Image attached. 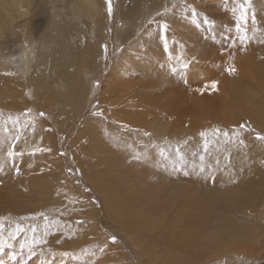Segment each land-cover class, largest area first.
Instances as JSON below:
<instances>
[{"label": "bare ground", "instance_id": "6f19581e", "mask_svg": "<svg viewBox=\"0 0 264 264\" xmlns=\"http://www.w3.org/2000/svg\"><path fill=\"white\" fill-rule=\"evenodd\" d=\"M151 1L152 5L156 6L152 9L149 8L147 12L152 13V15L159 10L166 12L165 10L175 2L174 0ZM125 2L126 0H121L124 8L120 9V14H123L127 8ZM232 2L234 3L231 6ZM25 3L27 6L19 7L16 10V14L9 17L7 24L0 27V37L8 33H20L17 24H20L26 17H29V12L33 6L27 0H25ZM231 3L228 2L227 4H230V8L233 10H238L240 14L242 8L246 10L245 19L241 20L238 17L237 25L231 26L226 21H223L222 18L220 21L217 20L213 16L215 15L213 14V10L214 12L216 11L213 8L214 5L207 4L200 7L197 5L200 8V12L207 16L208 22L206 24L210 25L207 28L203 27L201 33H190L191 36L176 35L174 28H172L173 33L168 31L166 33L171 35L170 38L163 31L158 33L160 37L158 39L151 36V45L153 46V50H156H152L151 52L157 55V58L164 59L165 57L163 45L159 42L161 37L165 41L164 44L168 45L170 52V71L169 73L162 72L163 74H158L159 76L153 75L152 79L153 81H157L158 85L151 92H153V95H156L159 93L157 87H161V91L168 94L169 97L164 100L158 99L155 96V99L147 97L142 101L144 97L142 96V98L137 100V104L141 110L159 111L154 113L163 114L160 116V119L156 118L153 122L149 119L150 116L142 117V112L140 110L135 111V108L132 110L127 107L124 108V111L113 107L107 108L106 113L109 117L113 118L112 122L105 124L101 121H96V119L90 122L86 121L84 127L78 132L76 142H74L72 147L73 154L82 165V173L98 194L101 192L120 194L118 191L119 186L126 174L134 170L145 172L151 170L161 178H169L173 181L183 180L187 183H199L209 190L217 192L223 202L231 206L233 211L241 213L249 219L251 232L243 239L246 244L244 245L239 242L235 246L224 248L215 254L206 253L196 246L200 230L208 222L205 216H180L173 223L170 222L168 214H163L157 217H149L148 222L143 226L139 224L120 226L124 237L133 245H136L138 249L140 248L142 253L149 255V257L154 253H158L157 246L163 249L165 247L167 251L172 253L169 259L170 263L173 253H175L179 259V264H199L207 260L209 262L212 261L210 264H264V146L248 134L231 133L227 137L223 135L212 137L214 131L212 127L215 122L221 121L226 125L232 126L237 122L236 114H240L243 111L238 106V101L222 97L221 80L243 76L246 80H251L255 83L257 82L256 71L250 68V70L243 69L242 67L239 68L240 61L251 57L250 59H254V61L264 63V8L258 7V4L264 5V0H251L250 4L248 0H234ZM240 6H242L241 9H239ZM101 7L102 14L90 23H86L88 29L91 28V38L94 39V43L87 44L84 49L82 47L79 49L76 46L77 56L82 59V61L78 62L80 66H75L74 63H72V69L68 68L67 64L60 66L61 71L65 68L64 75L66 77L61 79L75 81L78 78L77 83L79 84L81 81L82 84L77 85L75 88V84L67 88L68 96L70 98L79 96L80 101H85L86 93L88 95L91 94L93 86L92 82V84L87 82L89 81V77L83 75L82 67L84 66V61L88 59L95 60L94 64H97V66L92 73L97 74L102 71L101 66L96 61V55L94 56L92 51V46H94L96 53L101 55L102 47L100 46L101 43L97 33H101L102 29L108 24L107 20L109 17L105 12L103 0H101ZM133 9L135 8L133 7ZM225 9H227L226 5ZM145 12L143 10L141 15L138 14L137 16H135L134 12L130 16L135 17V39L140 35L139 27L142 25L141 22L144 20L142 14ZM129 21L127 20L124 24L125 30L123 29L121 34L126 33L127 36L131 35V29H128ZM59 24L54 23L52 17L49 19L51 33L56 32L55 29ZM171 25L169 24V26ZM28 26L31 33V22L28 23ZM76 27L77 25L73 26L74 31L77 30ZM38 30L39 27L36 26V31ZM89 36L90 33L85 31L80 37L86 39L88 42ZM146 36L139 41L145 43ZM173 37L181 44L183 59L180 56L179 47L175 46L171 40ZM187 37L190 38L187 39ZM242 37L245 38L243 41ZM146 44L148 45L147 42ZM72 51H75V48ZM215 51L219 53L224 51L227 59L222 57H215L213 59L212 55ZM151 52L149 51L150 55ZM49 56H52V53H49ZM124 56L129 57L125 54ZM148 56L149 54L145 55L144 60ZM103 58L101 55L98 62L105 66L106 61ZM73 59L74 56H72L71 52L66 58L61 59V63L69 62ZM36 61V53L31 50L21 49V43L15 39H13V43L9 41L5 49L0 47V79L5 78L9 81L7 85H0V91L3 95L0 96V101L14 99L15 96H25L30 100L33 99L34 105L37 106L33 107L34 111L46 113L38 107L37 102L42 101L45 107L44 93H51L53 95L56 92L51 83L57 84L59 82L57 81L59 77L56 78L58 71L53 72L51 75L56 80L45 82L42 85L40 75L33 76L32 74V67ZM223 62L226 65L220 66ZM162 64L168 69L167 62H162ZM192 65L194 67L193 70L190 68L189 78H184L182 76L184 69L192 67ZM230 65L235 66L237 69L235 75L228 74L227 68ZM204 67L208 69V78L212 83L217 82V87H219L217 93H212L213 89L210 86L212 83L205 85V81L201 79L202 75H197ZM118 68H123L122 62L114 66V69ZM132 70L134 73L143 74V69L140 66L134 65ZM137 73L135 76L133 75L134 77L127 76V83L129 85L136 84L135 78L140 80ZM82 76L84 83L80 79ZM111 79L112 76L109 74L108 84L104 87V92L113 91L114 93V84L111 85V82H109ZM180 79L185 80V82L182 84ZM147 88L145 86L140 91H143L146 95L145 91H147ZM198 89H203V92L198 91ZM125 94L127 93L125 92ZM89 97L91 96L89 95ZM109 98L114 99L111 95H109ZM60 102L57 104L56 112H63L59 113L61 117L66 115L62 125L68 128L71 124L77 123L75 117L73 119L69 117L76 110L70 106V109L68 106L63 107ZM131 106L133 107V104ZM101 107L103 110L99 112L103 115V111L107 107L106 98L104 100L102 98ZM223 110H226L227 114ZM245 116L249 117L244 112L243 117ZM251 119L255 122V125L264 131V119ZM161 121L168 122L169 126L164 128L163 135L167 134L166 136L169 139L171 137V139L178 140L179 144L189 142L184 136H189L193 139L192 142L188 143L187 147L181 150V155H183L185 160V167L178 169L176 172L172 171L159 153L163 151L171 159H175L176 149L179 148V145L173 149V146L167 140H161L160 134L151 133L152 129L150 127ZM144 122H148L149 125L143 124ZM95 123L99 127H96ZM121 123L130 127V132H121L119 129H116L120 127ZM2 126L0 123V128L4 129V126ZM12 128L17 132L18 129H23L18 132L20 139L17 144L18 153L20 151L23 158L20 159L19 156H15L14 159H10L7 157V152L11 149V143L9 144L11 141L9 137H6L5 134L3 135V132L2 134L0 133V145L2 143L0 146V165H3V171H0V222L4 225L3 233L0 234V240L5 243L4 252L0 253V259L4 261V264H41L45 258L46 264H93L94 261L91 259L94 254L102 255L104 260L106 259L113 264H125V262L114 263L116 262L117 255L111 250L107 253L99 252V249H111V246L107 243L101 246L99 242L98 209L94 206V203L92 205L91 201H86L83 195L75 194L65 177L60 174L62 172V159L58 160L55 156L56 144L53 142V137L45 130V127L41 125L39 129L37 128L42 133L37 137V146L31 150L34 158L27 151L31 130H26L24 125L18 124H14ZM143 129L150 136L151 142H142L144 138L141 136ZM201 132L207 133L210 137V150L207 153L203 151L204 140L200 136ZM16 135L14 134L13 138ZM10 137L12 136L10 135ZM199 139L201 140L199 141ZM155 140H157L156 144H154ZM78 143H81V148H77ZM35 148L44 149V151L33 152ZM136 156H139L140 159H135ZM201 156L206 157L203 162L206 171L203 174L199 172V167L202 163L200 160ZM193 165H195V170ZM16 167L20 169L19 174L15 171ZM53 169L58 171L52 173ZM42 170L48 173V176L52 178L56 186H58V183L63 188V191L68 190L71 192L70 205L68 203L62 204L61 200L60 205L56 206L55 203H57L59 195L55 198H44L48 193L56 194L58 190L45 184V180H43L45 175L41 172ZM185 171L188 172V175H184ZM39 172L41 176L37 175ZM29 175H34L35 179L29 181ZM125 191H127L129 196L141 194L142 199L137 204L148 205L149 187L132 185ZM60 198L62 197L60 196ZM101 204L104 210L103 201ZM45 205H53L57 208L56 213L59 216L51 219V222L45 221V217L42 216L41 209ZM69 210L74 212L77 217L75 223L71 220ZM104 212L106 213L105 210ZM133 212L138 217H145L147 215L144 207L137 206L133 209ZM10 215L12 218H10ZM78 221L79 224H77ZM46 223L48 224L47 235L44 234ZM17 225H20L25 231L21 232L14 239L9 240ZM32 228L36 229L35 234L31 231ZM33 235L37 239L42 238L44 241L35 247L34 254L29 257L27 249H25L23 258L18 255L16 262L10 260L9 257L13 253L20 252V245L25 243L26 240H30ZM105 240L107 239L105 238ZM141 242L143 246L140 245ZM9 243L12 247L7 246ZM65 253L67 255H64ZM193 256L202 258L199 260V263H194L191 260ZM23 261L25 262L23 263Z\"/></svg>", "mask_w": 264, "mask_h": 264}, {"label": "rangeland", "instance_id": "374dc122", "mask_svg": "<svg viewBox=\"0 0 264 264\" xmlns=\"http://www.w3.org/2000/svg\"><path fill=\"white\" fill-rule=\"evenodd\" d=\"M27 1H29V3L31 2L33 6H32V10L29 12V17H26L20 24H17L20 33H8L4 36H1L0 47L5 49L9 41L13 43V39L19 41L21 43V49L31 50L37 55V61L35 65L32 67L33 76H37L39 74L42 80V85L45 82H53L58 77L59 78L57 81L59 82L57 84L51 83L52 86L56 89V92L53 95L51 93H46V92L44 93L43 96L46 103L45 107L43 106L42 101L37 102L38 107L46 112L44 113V116L40 115V113L43 112L34 111L33 107L35 105L33 99L30 100L25 96L23 97L15 96L14 99L0 101V123L4 126V127L2 126L4 129L5 128L7 129V131H5L4 129L0 128V131L2 130L0 133L2 134L3 132V135L5 134L6 137L10 138L11 142H9V144L11 143V146L15 142L16 144L15 151L17 153L16 156H19L20 159H22L23 158L21 156L22 153L20 151L18 153V148H17V144L19 140L14 141V139H12L14 134L15 135L19 134L17 131H15L12 128L16 118H19L20 123L18 125H24L26 130L27 129L31 130L30 132L31 136L29 138L30 139L29 144L27 145V149H28L27 151L30 152L34 158V155L31 152V150L33 147L37 146L38 144L37 137L42 133V131L37 130V128L39 129L41 125L45 127V130L49 135L53 137V142L56 144V149L54 151L55 156L57 157L58 160L62 159V163H61L62 172L60 174L65 177L69 186L71 187V189L75 194L77 193L79 195H83L86 201H91L92 203L91 202L90 203L92 205L94 203V206H96L98 209L97 224L100 229V233L98 236L99 242L101 246H104L105 243L111 246V249L104 248L103 252H101L99 249V252L107 253L111 250L113 253L117 255L116 262L114 263L125 262V264H153V258L159 254L166 255L170 259L172 253H170V251H167L165 247L163 249L157 246L158 253H154L149 257V255L142 253L140 248L138 249L136 245H133L127 238L124 237L120 227H117L113 223L112 219L107 214V212L106 213L104 212L101 204L102 200L99 198V194L93 188L92 184L82 173V168H81L82 165L79 163L78 159H76L75 155L73 154L72 147L74 145V142H76L78 132L80 131V129L84 127L86 121L90 122L96 119V121H101L105 124H110L112 122L113 118L109 117V115L106 113L107 108L110 109L111 107H113L120 111H124V108L127 107L132 110H134L135 108V111L140 110L142 112L143 114L142 117L150 116L149 119L153 122L155 121L154 119L156 118L160 119V116H162L163 114L154 113L159 111L149 110V109L141 110L137 104V100H139V98H142V96H144L142 101H144V99L147 97L149 99H155L156 97L162 100L169 97L168 94L163 93L161 91V87H157L159 93H157L156 95H153V92H151L154 89V87L158 85L157 81H153L152 79L153 75L159 76L158 74L162 75L163 73H169L170 71V63H169L170 52L168 45L166 46L164 44L165 41L164 39H162L163 37L159 39V42H161L163 45V53L165 57L164 59L157 58V55L151 52L153 50V46L151 45V36L154 37L155 39H158L160 38L158 33H161L163 31V33H165V35L170 38L171 35L166 33L167 31L173 33V31L171 30L172 28H174L176 35L180 34L184 36H191L190 33L192 34L201 33L203 27L207 28V26L208 27L210 26L209 24H206L208 22L207 16L201 13L199 8L200 6L207 4L212 6L214 5L213 8L216 11L214 12L213 10V14H215L213 16H215L217 20L220 21L223 19V21H226L231 26L237 25L236 23H238L241 14L238 10H233L232 8H230V4H227L228 2L231 3V1L234 0L231 1L230 0H174L175 2L165 10L166 12H161V10H159L153 15L152 13L147 12L149 8L152 9L156 6V5H152L151 0H126L125 4L127 5V8L125 9L123 14H120L119 12L121 8H124L123 4L121 3V0H113V13L111 16L108 15L107 5L105 3V0H103L105 12L109 17L107 20L108 24L104 29H102L101 33H97V35L101 43L100 46L102 47L101 55L104 57L103 59L104 61H106V63L104 66L103 64H100L98 62V59L101 57V55L99 53H96V48L92 46L93 55L94 56L96 55V61L101 66L102 71L98 72L99 71L98 69V71H96L98 72L97 74L92 73V71L93 72L95 71L94 68L97 66V64H94L95 60L88 59L84 61V66L82 67L83 75L89 77V81L86 80L87 82H89L90 84L93 83L91 94H89L91 97H89V95L86 93L85 101H80V97L78 95H77L78 97L75 98H70V96H68L67 88L70 85L74 86L75 84L74 86L75 88L77 85H80L82 83L81 81L80 84L77 83L78 78L75 81L61 79L66 77L64 75L65 68L63 69V71H61L60 66L67 64L66 66H68V68L70 69H72V63H74L75 66H80V63L78 62L82 61V59L81 57L77 56L78 53L76 46H78L79 49H81V47L82 49H84V47L87 44L94 43V39L91 38V32H90L91 28L88 29L87 24L85 23L79 25L81 26L80 28L77 25L76 27L77 30L74 31L73 28L74 24L65 22V23H60L56 27L55 33H51V28L49 26V19L53 17V14L55 12H57V9L54 7L55 0H27ZM233 3L234 2L231 3V6ZM225 5L227 6V9H225ZM143 6L146 8H144ZM133 7L135 9H133ZM258 7L263 9L264 5L258 4ZM241 8L242 6H240L239 9ZM143 10L146 12L142 14L144 16L143 18L144 20L141 22L142 25L139 27L140 35L138 38L135 39V17H130V16H132L134 12H135L134 13L135 16H137L138 14L141 15ZM182 10L183 11L186 10L187 12H183ZM185 17L188 19H186ZM127 20H130L128 29L129 30L131 29L130 30L131 35L129 36H127L126 33L121 34L122 30L124 29V24L127 22ZM30 22L32 24L31 33L29 32V26H28V23ZM169 24L171 26H169ZM163 25H167L166 30L165 28H162ZM36 26L39 27L38 31H36ZM159 27H161L162 29ZM85 31L90 33L88 42L86 39L80 37L84 34ZM72 35L74 36L72 37ZM145 35H147L145 38V43L144 42L141 43L139 40H142V38ZM188 38L190 37H187V39ZM61 39L64 40L61 41ZM171 40L175 46L179 47L178 50L181 58L183 59L184 56H183V52L181 51V44L174 37ZM146 42L148 43V45L146 44ZM105 46H107L106 58L104 51ZM73 48H75V51H72ZM149 51L151 52L152 56L150 55ZM71 52H72V56H74V59L69 62L61 63V59L66 58ZM49 53H52V56H49ZM124 54L129 57L128 58L125 57ZM148 54L149 56L144 60V56ZM58 55H60V57H58ZM212 56L213 59H215V57L216 58L222 57L227 59V55L224 51L221 53L215 51ZM250 58L251 57L244 59L245 61L241 60L240 61L241 64L239 68L242 67L243 69L246 70H250V69L254 70L253 65L249 63L254 59H250ZM120 62H122L123 68L114 69V66L116 64H119ZM162 62H167L168 69L164 64H162ZM134 65L140 66L143 69L142 75L138 74L137 72L135 73L133 72L132 69ZM225 65L226 64L223 62L220 66H225ZM193 67L194 65H192V67L190 66L189 68H185L182 73V76L188 79L190 76V68L191 70H193ZM163 68L165 69L163 70ZM55 71H58V75H56L57 76L56 78L51 76ZM136 73L139 76L140 80L135 78L136 84L134 83V85L132 84L129 85L127 83L128 81L127 76L134 77ZM109 74H111L112 76V79L109 82H111V85L114 84L113 85L115 88L114 93L113 91L104 92L105 89L104 87L107 86L108 84ZM197 75L199 76L202 75L201 79L205 81L204 82L205 85H209L212 83V81L208 78L209 75L208 69H206L205 67L203 70L198 72ZM80 79L84 83L83 76ZM180 81L182 82V84L185 82V80L183 79H180ZM4 84L5 85L9 84V81L5 78L0 79V85L4 86ZM145 86L149 88V89L147 88V91H145L146 95L143 93V91H140ZM120 90L121 92H119ZM218 91H219V87H217V89L215 90H212V93L214 94L217 93ZM125 92L127 94H125ZM109 95H111L112 98L114 99L109 98ZM0 96H3L1 94V91H0ZM102 98L103 100L106 98L107 107L103 111V115L102 114L96 115V113H100L99 111L103 110L101 107ZM73 101L75 102V104ZM59 102L63 105V107L70 106L76 110V112L71 113L69 117H72V119L73 117H75L77 119V123L71 124L68 128L62 125V122L64 121V118H66V115L64 117H61L59 113H63V112H59V113L56 112V108L58 107L57 104ZM131 104H133V107L131 106ZM223 112L227 114L226 110H223ZM236 116H237V122L234 125L229 126L221 121H217L213 125L212 129L215 130L219 128L221 130V133H228V135H230L231 133L248 134L255 141H258L256 139L257 133L260 135H264V131L261 130L260 127L255 125V122L251 118L247 116L243 117L244 116L243 111H241L240 114H236ZM143 124L149 125L148 122H144ZM241 125H246L247 128L241 129L240 127ZM95 126L99 127L96 123ZM168 126H169L168 122L161 121L155 124L153 127H150L152 129L151 133L160 134V131L164 130V128H167ZM116 129H119L121 132H127V131L130 132L129 130L130 127H128L127 125H123L122 123L120 127H117ZM142 132L143 134H141V136L144 137L142 142L144 143L151 142L149 139L150 136H148L147 133H145L144 129L142 130ZM10 135L12 137H10ZM166 135L167 134L163 136L161 135L162 137L161 140L162 141L167 140V142L173 146V149L179 145L178 147L180 148V150H183L184 147H187L189 145L188 143L193 141V139L190 138L189 136H184L187 140H189V142L187 141L185 144L184 143L179 144L178 140L171 139V137L169 139L168 136ZM200 140L201 139H199V141ZM156 142L157 140L154 141V144H156ZM258 143L264 146V142L258 141ZM81 147H82L81 143H78L77 148H81ZM57 171L58 170L53 169L52 173H55ZM41 172L45 175V178L43 179L45 180V184L50 185L53 188L55 187L58 190L56 194L48 193L46 196H44V198H55L56 196L59 195V199L57 203H55L56 206L60 205L61 200H62L61 202L62 204L68 203L70 205L69 202L71 201L70 200L71 192L68 190L63 191V188L60 187L58 183H57L58 186L54 184L52 178L48 176V173H46L44 170H42ZM37 175L41 176V173L39 172ZM34 179H35L34 175H29V181H32ZM60 196L62 198H60ZM56 209L57 208L53 205H45L41 209L42 216L44 217L47 216L48 217L47 221L51 222V219L57 218L59 216L56 213ZM69 212L71 214V220L75 223L77 217L75 216L74 212H71V210H69ZM10 218H12L11 215ZM77 224H79V221L77 222ZM112 236H115L117 238L116 244L111 243ZM103 238L104 240L105 238L107 240L104 241ZM241 243L244 245L246 244L244 240H242ZM140 245L143 246V243L141 242ZM201 258H197V256H193L191 260L194 263H199V260ZM87 260H89V258H87ZM91 260L94 261L93 264H103V263L113 264L111 262H108L106 259L104 260V257H102V255L100 254H94ZM24 262L25 261H23V263ZM211 262L207 260L199 264H204V263L210 264ZM170 264H179V259L177 258L175 253H173V258L171 259Z\"/></svg>", "mask_w": 264, "mask_h": 264}, {"label": "clouds", "instance_id": "9594fccd", "mask_svg": "<svg viewBox=\"0 0 264 264\" xmlns=\"http://www.w3.org/2000/svg\"><path fill=\"white\" fill-rule=\"evenodd\" d=\"M25 0H0V27L7 24L10 16L16 14ZM57 12L53 14L54 23L81 25L90 23L102 14L101 0H55ZM257 74V82L239 78L222 79V97L238 101V106L250 117L264 119V63L250 61ZM243 71V69H241ZM163 135V130L160 131ZM132 185L149 187L148 205L137 204L141 194L129 196L127 189ZM120 194L99 193L104 210L117 226L139 224L143 226L149 217L168 214L170 222L175 223L180 216H205L207 224L200 230L196 246L209 254L235 246L251 232L249 219L223 202L217 192L199 183H187L161 178L153 171L134 170L126 174L119 186ZM144 207L147 215L138 217L135 207ZM153 264H170L166 255L153 258Z\"/></svg>", "mask_w": 264, "mask_h": 264}, {"label": "snow or ice", "instance_id": "6c2138e0", "mask_svg": "<svg viewBox=\"0 0 264 264\" xmlns=\"http://www.w3.org/2000/svg\"><path fill=\"white\" fill-rule=\"evenodd\" d=\"M248 2L250 4L251 0H248ZM105 3L107 5V13H108V15L111 16L112 13H113V0H105ZM245 16H246V10L242 8L240 19L241 20L245 19ZM163 27L165 28V30L167 29V25H164ZM241 39L243 41L245 38L242 37ZM104 51H105V58H106L107 46H105ZM227 72H228L229 75H235L236 72H237V69L235 68V66L230 65L227 68ZM211 88L213 90L217 89V82H213L211 84ZM198 91L203 92V89H198ZM40 115L44 116V113H40ZM96 115H100V113H96ZM19 123H20L19 118H16V120L14 121V124H19ZM240 127H241V129H246L247 128L246 125H241ZM4 130L7 131L6 128ZM22 130H23L22 128L18 129V132L22 131ZM221 135H223L224 137H227L228 133H221V130L219 128L215 129L213 131V133H212V137H219ZM200 136L204 140L203 151L205 153H207L210 150V137L205 132H201ZM13 139H14V141H18L20 139V136L16 135ZM256 139L258 141H260V142H264V135H260V134L257 133L256 134ZM241 143H242V141H241ZM15 148H16V144L14 142L12 144V146H11V149L7 152V157L8 158H10V159H14L15 158V156L17 155V153L15 151ZM37 151H44V149H40V148L33 149V152H37ZM160 156L163 158L164 161H166L168 163V166L172 169L173 172H176L178 169H183L185 167V160H184L183 155H181L180 148L176 149L175 159H171L169 157V155L166 154L163 151L160 152ZM205 158H206L205 156H201L200 157V160H201L202 163H201V165L199 167V172L201 174L205 173V171H206L205 165L203 163L205 161ZM135 159L139 160L140 157L136 156ZM153 166H159V165H153ZM193 168L195 170V165H193ZM0 171H3V165H0ZM15 171H16L17 174H19L20 173L19 167H16ZM184 175H188V172L185 171ZM47 220H48V217L45 216V221H47ZM47 228H48V224L46 223L45 224V233H44L45 235H47ZM3 230H4V225H3L2 222H0V234L3 233ZM24 231H25L24 228H22L20 225H17L15 227V229L13 230L11 236L9 237V240L14 239L16 236H18L21 232H24ZM31 231L35 234L36 229L32 228ZM42 242H44L42 238L41 239H37V237L35 235H33L30 240H26L25 243L20 245V252L19 253H13L9 257V259L12 260L13 262H16L18 255L21 258H23V253H24L25 249H27L28 256L31 257L34 254V252H35V247L39 243H42ZM111 243L112 244H116L117 243V238L115 236L111 237ZM7 246L8 247H12V245L10 243ZM4 248H5V243L2 240H0V253L4 252ZM100 251L103 252L104 248H101ZM64 255H67V254L65 253ZM0 264H4V261L2 259H0ZM41 264H46V258H45L44 261L41 262Z\"/></svg>", "mask_w": 264, "mask_h": 264}]
</instances>
